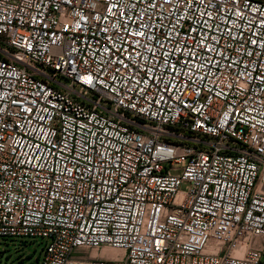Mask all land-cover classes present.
Masks as SVG:
<instances>
[{"label":"built area","instance_id":"2783aa9c","mask_svg":"<svg viewBox=\"0 0 264 264\" xmlns=\"http://www.w3.org/2000/svg\"><path fill=\"white\" fill-rule=\"evenodd\" d=\"M0 238L264 264V1L0 0Z\"/></svg>","mask_w":264,"mask_h":264},{"label":"rangeland","instance_id":"374dc122","mask_svg":"<svg viewBox=\"0 0 264 264\" xmlns=\"http://www.w3.org/2000/svg\"><path fill=\"white\" fill-rule=\"evenodd\" d=\"M46 244L41 238H0V264H39Z\"/></svg>","mask_w":264,"mask_h":264},{"label":"bare ground","instance_id":"6f19581e","mask_svg":"<svg viewBox=\"0 0 264 264\" xmlns=\"http://www.w3.org/2000/svg\"><path fill=\"white\" fill-rule=\"evenodd\" d=\"M93 252L95 253L94 255H99L102 252L108 253V254L115 256V257L122 255V252H120L118 250H111V249H104L102 252H100V251H93Z\"/></svg>","mask_w":264,"mask_h":264},{"label":"water","instance_id":"95a60500","mask_svg":"<svg viewBox=\"0 0 264 264\" xmlns=\"http://www.w3.org/2000/svg\"><path fill=\"white\" fill-rule=\"evenodd\" d=\"M25 244H26L25 242L22 243V251H23V249L25 247Z\"/></svg>","mask_w":264,"mask_h":264},{"label":"crops","instance_id":"0c3cea01","mask_svg":"<svg viewBox=\"0 0 264 264\" xmlns=\"http://www.w3.org/2000/svg\"><path fill=\"white\" fill-rule=\"evenodd\" d=\"M258 1H264V0H258Z\"/></svg>","mask_w":264,"mask_h":264},{"label":"snow or ice","instance_id":"6c2138e0","mask_svg":"<svg viewBox=\"0 0 264 264\" xmlns=\"http://www.w3.org/2000/svg\"><path fill=\"white\" fill-rule=\"evenodd\" d=\"M166 2H167V0H166Z\"/></svg>","mask_w":264,"mask_h":264}]
</instances>
